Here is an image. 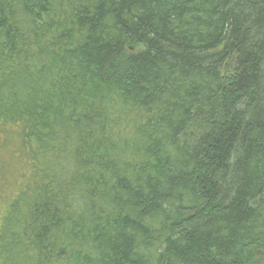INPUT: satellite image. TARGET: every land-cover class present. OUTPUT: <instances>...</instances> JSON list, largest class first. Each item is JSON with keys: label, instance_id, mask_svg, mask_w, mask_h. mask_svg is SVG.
Wrapping results in <instances>:
<instances>
[{"label": "trees", "instance_id": "16d2710c", "mask_svg": "<svg viewBox=\"0 0 264 264\" xmlns=\"http://www.w3.org/2000/svg\"><path fill=\"white\" fill-rule=\"evenodd\" d=\"M0 264H264V0H0Z\"/></svg>", "mask_w": 264, "mask_h": 264}, {"label": "rangeland", "instance_id": "374dc122", "mask_svg": "<svg viewBox=\"0 0 264 264\" xmlns=\"http://www.w3.org/2000/svg\"><path fill=\"white\" fill-rule=\"evenodd\" d=\"M3 203L0 202V211H2Z\"/></svg>", "mask_w": 264, "mask_h": 264}]
</instances>
